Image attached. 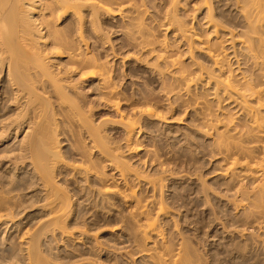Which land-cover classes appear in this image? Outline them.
Listing matches in <instances>:
<instances>
[{
	"label": "rangeland",
	"instance_id": "374dc122",
	"mask_svg": "<svg viewBox=\"0 0 264 264\" xmlns=\"http://www.w3.org/2000/svg\"><path fill=\"white\" fill-rule=\"evenodd\" d=\"M193 1L196 0H178L176 14L183 23L205 33L204 20H199L205 10H194ZM228 2L219 3L218 11L223 18L234 14L227 8ZM135 3L142 5L141 26L157 39H164L189 72L196 73L199 66H207L203 54L194 49L189 53L186 43L178 40L175 27L165 31L166 21L160 20L161 0H135ZM16 6L15 0H0V20H5L10 9L16 11ZM88 12L84 9L81 16L87 35L92 36L90 45L95 41V46H91L110 69L112 81L123 98L119 97L122 101L117 111L107 107L106 100L97 94V81L88 80L80 84L82 104L96 102L93 120L109 142L113 141V145L116 142L114 146L120 148L125 161L141 177L136 179L135 173H130L125 187L119 181L110 182L115 187H110L112 198L103 201L105 204L77 191L73 198L74 214L65 219V226H46L53 218L51 208L45 205V194L31 160L20 151L26 131L6 139V134L0 131V198H11L15 204L11 213L17 215L12 227L0 225V264H28L26 248L34 234L39 235L40 252L46 264H154V256L162 257L159 264H264V245L251 233L240 235L248 214L233 210L228 204L233 190H229L228 158L221 140L229 120L235 125L244 121L237 113V104L216 92L212 83L206 84L204 76L201 81L195 79L191 90L186 91L171 79V71L159 74L156 67L161 63L156 62V54L140 50L132 41L136 34L130 33L136 32L137 20L101 16L94 37L88 26ZM60 20L59 27L67 32L76 19ZM230 62L235 61L231 58ZM231 68H236L235 63ZM132 101L138 103L133 102L134 106L153 109L158 117L144 115L137 119L135 134L126 142L119 115L129 114ZM35 112H26L25 120L38 121L39 111ZM13 114L12 107L0 104V122L12 119ZM57 121L58 147L64 161L79 159L75 154H82L87 160L85 135H79L68 117H58ZM96 165L101 169L103 164ZM103 172L110 173L107 168ZM234 173L238 176L240 169ZM69 179L71 184L85 185L82 176ZM241 179L236 177L234 189ZM151 182L156 183L153 192ZM130 188L135 197L123 198ZM136 200L146 206L145 214L140 215ZM145 217L154 221L157 229L156 233L146 235L148 238L143 237L140 227Z\"/></svg>",
	"mask_w": 264,
	"mask_h": 264
},
{
	"label": "bare ground",
	"instance_id": "6f19581e",
	"mask_svg": "<svg viewBox=\"0 0 264 264\" xmlns=\"http://www.w3.org/2000/svg\"><path fill=\"white\" fill-rule=\"evenodd\" d=\"M15 1L18 10L10 9L5 20H0V75H3L0 77V104L14 109L12 119L0 122V131L6 134L4 139L26 131L20 141V151L31 160L32 169L45 194V205L51 208L53 218L46 226H65V219L74 214L73 198L77 191L81 196L97 199L96 203H104L113 194L109 191L114 186L109 185L110 182L119 181L125 187L130 173H135L136 179L141 177L125 161L120 148L114 146L116 142L114 145L113 141L109 142L93 120L96 102L88 106L82 104L80 84L88 80L97 81V94L106 100L107 107L117 111L123 98V93L117 91L112 81L110 69L92 48L95 41L92 40L90 45L92 36L87 35L81 16L84 9H88V26L94 37L101 16L135 19L136 32L130 35L136 36L132 37V41L140 50L156 54V62L161 63L156 67L159 74L171 71V79L186 91L195 79L201 81L204 76L206 84L212 83L216 92L237 104V113L244 121L235 125L229 120L228 130L224 140H221L228 158L229 190H233L228 204L233 210L248 214L240 235L251 233L256 241L264 245V0H229L226 7L234 11V16L230 18L219 14L221 0L193 1L191 6H195L194 10H205L203 18L199 19L204 20L205 33L194 30L192 22L187 25L181 21L176 14L178 0H161L163 11L160 20L166 21L165 31L175 27L174 35L180 42L186 43L188 52L197 50L207 59V66H199L196 73L189 72L181 64L179 54L164 39H157L153 32L141 26L142 5L137 6L135 0ZM65 17L76 19L67 32L59 27L60 19ZM225 46L231 49V56ZM230 57L235 62L231 63ZM233 63L235 69L231 68ZM127 99L124 101L127 102ZM136 101L129 105L128 115H119L126 142L135 134L137 119L144 115L158 117L153 109L134 106ZM35 110L39 111L36 116L38 121L25 120L26 112L36 113ZM58 117H68L79 135H85L87 160L82 154H75L79 159L64 161L56 134ZM98 160L103 164L101 169L97 168L96 164H101ZM102 167L110 173H104ZM236 169H240L238 176L234 173ZM75 176L84 178V187L68 182ZM236 177L242 179L234 189ZM62 179L64 182L59 183L58 180ZM149 184L152 192L155 191L156 183ZM129 191L123 198L135 197L131 188ZM136 201L140 215L145 214L143 209L146 206ZM13 206L11 198H0V225H15L13 220L17 215L11 213ZM142 224L144 238L157 232L151 219L145 217ZM42 254L39 235L34 234L27 243L28 264H46ZM161 259V256L152 257L154 264L161 263Z\"/></svg>",
	"mask_w": 264,
	"mask_h": 264
}]
</instances>
